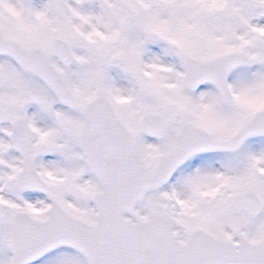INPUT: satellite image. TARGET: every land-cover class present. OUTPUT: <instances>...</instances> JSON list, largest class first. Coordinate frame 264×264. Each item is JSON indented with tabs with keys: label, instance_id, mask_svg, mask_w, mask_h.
Returning <instances> with one entry per match:
<instances>
[{
	"label": "snow or ice",
	"instance_id": "6c2138e0",
	"mask_svg": "<svg viewBox=\"0 0 264 264\" xmlns=\"http://www.w3.org/2000/svg\"><path fill=\"white\" fill-rule=\"evenodd\" d=\"M0 264H264V0H0Z\"/></svg>",
	"mask_w": 264,
	"mask_h": 264
}]
</instances>
